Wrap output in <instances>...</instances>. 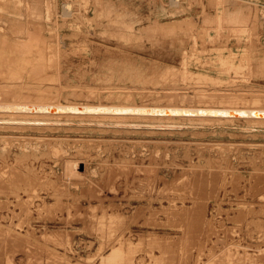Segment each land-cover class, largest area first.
<instances>
[{
	"label": "rangeland",
	"instance_id": "obj_1",
	"mask_svg": "<svg viewBox=\"0 0 264 264\" xmlns=\"http://www.w3.org/2000/svg\"><path fill=\"white\" fill-rule=\"evenodd\" d=\"M0 8V103L264 109V0ZM9 118L0 264H264V117Z\"/></svg>",
	"mask_w": 264,
	"mask_h": 264
},
{
	"label": "water",
	"instance_id": "obj_2",
	"mask_svg": "<svg viewBox=\"0 0 264 264\" xmlns=\"http://www.w3.org/2000/svg\"><path fill=\"white\" fill-rule=\"evenodd\" d=\"M0 110H17V111H47V112H96V113H117L123 114H183V115H206V116H256L264 117V110H245V109H204V108H170V107H122L115 108L110 106H86V105H6L1 104ZM130 126V125H129ZM147 126V125H140ZM177 127L181 128L184 125L167 126V128ZM190 127V126H188Z\"/></svg>",
	"mask_w": 264,
	"mask_h": 264
},
{
	"label": "bare ground",
	"instance_id": "obj_3",
	"mask_svg": "<svg viewBox=\"0 0 264 264\" xmlns=\"http://www.w3.org/2000/svg\"><path fill=\"white\" fill-rule=\"evenodd\" d=\"M55 1V0H54ZM5 3V2H4ZM3 3V4H4ZM14 3V2H13ZM54 3V2H53ZM56 4V2H55ZM53 5V4H52ZM66 5V4H65ZM69 6V5H68ZM12 8V7H11ZM53 8V7H52ZM69 8V7H68ZM1 9V8H0ZM2 11V10H1ZM3 12V11H2ZM3 16V15H2ZM41 17V16H40ZM14 18V17H13ZM14 22V21H13ZM37 24V23H36ZM186 24V23H185ZM166 26V25H165ZM185 27V26H184ZM1 28V27H0ZM3 30V29H2ZM173 30V29H172ZM182 30V28L180 29ZM187 30V29H186ZM119 31V30H118ZM183 31V30H182ZM120 32V31H119ZM155 32V31H154ZM176 32V31H175ZM35 35L39 33L34 32ZM116 33V32H115ZM166 33V32H165ZM174 33V32H173ZM188 33V31L186 32V34ZM8 35V34H7ZM168 35V34H167ZM15 36V35H14ZM13 36V39L15 42H20L22 45L23 42L21 41H16L18 39H15ZM169 37V36H168ZM172 37V36H171ZM2 38V37H1ZM5 39L7 37H4ZM12 38V37H10ZM35 39H38V38H35ZM13 41V42H14ZM14 42V43H15ZM1 44V43H0ZM5 44V43H4ZM3 44V45H4ZM13 44V43H12ZM17 44V43H16ZM2 45V44H1ZM18 45V44H17ZM12 46V45H11ZM15 46V45H13ZM23 46V45H22ZM176 88V87H175ZM180 88V87H179ZM165 92V91H164ZM167 92V91H166ZM183 93V92H181ZM165 94V93H164ZM176 94V93H175ZM178 94V92H177ZM181 96V95H180ZM177 97V96H175ZM1 104H8V105H48V104H34V103H0ZM52 105H63V106H70V105H85V104H52ZM86 106H110V105H86ZM110 107H115V108H122V107H135V106H110ZM140 107H148V106H140ZM154 107H170V108H204V109H225V110H229V109H236V110H239V109H245V110H264V109H248V108H215V107H174V106H154ZM0 112H24V113H47V114H99V113H96V112H81V113H78V112H47V111H17V110H5V111H2L0 110ZM100 114H117V113H100ZM123 114V113H121ZM127 115H151V114H127ZM154 115H160V114H154ZM167 115H173V116H206V115H183V114H167ZM217 117H240V116H217ZM245 117H254V116H245ZM256 117V116H255ZM0 121H4V122H12V123H34V124H64V123H68V122H65L64 120H59V119H48V118H45V119H21V118H9V119H4V120H0ZM105 125H114V126H122V127H141L140 125H147V126H144V127H149V128H161V129H169L167 128V126H176V125H184V126H191L193 127L192 124H184V123H172V122H158V123H136V122H115V123H112V124H109V123H103ZM130 125V126H129ZM171 128H174V127H171ZM181 128H185V127H181ZM191 216V215H190ZM187 219V218H186ZM260 220V219H259Z\"/></svg>",
	"mask_w": 264,
	"mask_h": 264
}]
</instances>
